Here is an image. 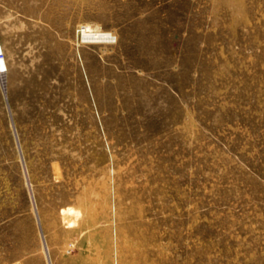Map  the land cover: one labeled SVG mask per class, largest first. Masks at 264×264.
<instances>
[{
  "label": "rangeland",
  "instance_id": "obj_1",
  "mask_svg": "<svg viewBox=\"0 0 264 264\" xmlns=\"http://www.w3.org/2000/svg\"><path fill=\"white\" fill-rule=\"evenodd\" d=\"M0 44V264H264V0H0Z\"/></svg>",
  "mask_w": 264,
  "mask_h": 264
},
{
  "label": "bare ground",
  "instance_id": "obj_2",
  "mask_svg": "<svg viewBox=\"0 0 264 264\" xmlns=\"http://www.w3.org/2000/svg\"><path fill=\"white\" fill-rule=\"evenodd\" d=\"M88 29L84 30V38H88V39H92V40H105V39H109L111 35H109L108 33H99L94 32L91 30V26H87ZM1 47V44H0ZM2 48V47H1ZM3 58H0V66H4L3 65Z\"/></svg>",
  "mask_w": 264,
  "mask_h": 264
},
{
  "label": "built area",
  "instance_id": "obj_3",
  "mask_svg": "<svg viewBox=\"0 0 264 264\" xmlns=\"http://www.w3.org/2000/svg\"><path fill=\"white\" fill-rule=\"evenodd\" d=\"M2 53H3V52H2V48L0 47V55H2ZM0 58H1V57H0ZM3 67H4V66H0V72L3 71Z\"/></svg>",
  "mask_w": 264,
  "mask_h": 264
}]
</instances>
